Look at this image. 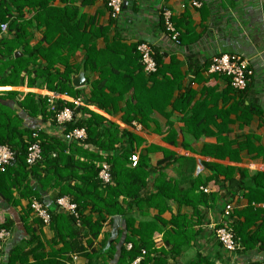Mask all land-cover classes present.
Instances as JSON below:
<instances>
[{
    "label": "crops",
    "instance_id": "0c3cea01",
    "mask_svg": "<svg viewBox=\"0 0 264 264\" xmlns=\"http://www.w3.org/2000/svg\"><path fill=\"white\" fill-rule=\"evenodd\" d=\"M125 1L122 14L117 19L111 16L106 0H51L50 4L58 8L69 7L73 16L94 18L97 26L105 27L106 34L97 36L94 45L97 51L103 52L102 58L108 57L111 50L119 54L120 61L117 63L122 67L121 72L138 75V61L129 55L128 48L139 42L149 43L162 62L157 75L160 83L148 81L145 86L139 82L130 85L128 91L114 94L118 95L120 109L109 114L84 101L90 96L92 82L101 75L90 63L85 65L88 50L81 47L72 57L79 69L72 78L84 72L87 79L86 85L80 87L84 93V107L102 114L121 131L128 130L142 138L135 153L138 156L146 154L151 169L143 195L155 192L156 185L160 186L166 180L179 185L180 191L177 187L167 189L168 195L159 197L154 205L135 208V227L142 221L157 217L166 221L163 224L157 220L161 229L155 230L152 235L156 248H166L164 231L173 227L178 229L172 221L179 219L181 229L192 234V239L180 255L168 259L169 264H192L201 256L214 264H233L238 260L264 264V242L258 241L252 248H245L239 237L241 249L229 252L221 245L214 230L222 221L224 206L230 202L239 228L246 230L249 227L248 231L253 230L264 238V202L253 203V213L259 212V217L254 224L249 220L246 223V217L240 212L250 208L249 188H240L238 184L230 187L229 181V177L237 182L244 180L243 183L252 188L255 186L253 178L259 173L264 174V0ZM194 1L201 2V5L194 6ZM161 8L172 11L173 21L181 34L180 44H176L164 30L159 15ZM24 11L27 19L34 14L28 7ZM45 28V25L38 27L36 24L29 28L32 33L29 35L30 46L43 38ZM86 29L89 31V26ZM16 52L20 53L18 57L24 54L23 48ZM220 53L240 54L248 59L253 75L245 90L237 91L228 77L208 72L212 57ZM121 59H126L127 64ZM39 63L46 65L47 62L39 59ZM56 66L64 69L62 64ZM28 79L25 76V82L19 85H0V101L22 118L24 127H37L50 135L63 137V132L51 119L43 120L41 115L32 117L18 106V101L26 93L43 95L48 91L39 83L28 85ZM124 88H127L126 84ZM13 90L19 93L16 98H1L5 91ZM135 93L143 99L144 106L148 105L151 109L148 112L145 108L148 112L145 125L133 121L141 128L124 120L125 110L137 103ZM165 156H171L172 162L160 169L158 163ZM36 183L32 180V184ZM53 183L41 191L43 204L49 208L57 207L59 187ZM33 199L36 198L23 199L19 205H11L0 198V223L12 222L11 236L5 246L7 253L15 246L26 244L35 235L36 238L25 245V250L41 252L46 262L54 257L62 261L70 257L68 264H120V247L124 244L127 231L114 243L117 248L115 254L106 251L91 262L89 258L72 252L59 257L56 252L63 243H56V231L52 225L42 223L31 209ZM63 213L70 216L67 210ZM113 217L112 222L108 218L99 237L93 241L96 250L108 248L123 228L124 218L121 217L120 227L114 235ZM60 226L66 228L64 224ZM66 232L70 231L66 229ZM84 244L87 245L86 238ZM126 245L130 249L131 243ZM141 257H137L132 264L140 263ZM2 260H5L4 257L0 264ZM34 260V256L29 255V261L33 263Z\"/></svg>",
    "mask_w": 264,
    "mask_h": 264
},
{
    "label": "trees",
    "instance_id": "16d2710c",
    "mask_svg": "<svg viewBox=\"0 0 264 264\" xmlns=\"http://www.w3.org/2000/svg\"><path fill=\"white\" fill-rule=\"evenodd\" d=\"M50 1L0 0V24L8 23V32L0 36L1 86L23 84L25 76H28L30 86H36L39 83L48 91L73 98L82 97L84 94L82 89L75 88L72 84V75L79 70L76 63L72 61V57L81 47L86 48L89 53L85 59V65L90 63L94 70H99L101 73L100 77L92 82L90 96L84 101L109 114L120 109L118 95L114 94L128 91L130 85L134 86L139 82L144 83L145 86L148 81L160 83L157 81V75L162 62L158 59L156 52L157 71L147 74L143 70L138 46L146 42H139L128 48L129 55L138 61L136 69L138 75H133L128 71L121 72L122 67L117 63L120 61L119 54L111 50L108 57L102 58L103 52L97 51L94 45L97 36L106 34L105 27L97 26L94 18L85 15L77 17L76 14L73 16L69 7L58 8L52 6ZM62 1L67 2V0ZM27 7L34 12L29 19L25 17L24 10ZM112 17L113 19L119 18ZM160 17L163 28L166 30L163 15L160 14ZM34 24L38 27L45 25L46 28L43 38L34 46H30L29 35L32 33L29 28ZM88 26L89 31L86 29ZM175 28L180 33L177 25ZM179 40L182 42L181 34ZM19 48H23L24 54L21 57H15V52ZM98 55L99 59H97ZM39 59L47 62L46 65H41ZM121 61L127 64L126 59H121ZM58 64L64 65V69L58 68L56 66ZM30 66L33 67L29 69ZM32 73L34 74L33 79L31 78ZM125 84L127 88H124ZM18 94L15 90L5 91L1 98H16ZM134 98L137 103L125 110L124 120L130 125L134 120L145 125L146 115L151 109L148 105H146L148 108L144 106L143 99L137 93L134 94ZM18 106L30 116L41 115L43 120L51 119L56 125L57 111L65 106L71 107L75 114H78L73 120L65 123L61 130L63 132V137H61L50 135L37 127H24L22 118L0 101V145L10 146L16 155L12 163L3 170L0 169V198L11 205H19L21 200L32 198L43 203L44 198L41 191L54 182L53 185L59 187L56 199L68 195L70 201L77 205L75 213L77 216L72 213L70 216L65 215L64 210L60 209L58 204L56 208L47 207L51 213L50 224L56 231V243H63V246L56 252L59 257L66 252H72L89 258L91 262L92 259H98L106 251H112V254H115L117 248L113 245L119 241L120 237L122 238L123 234H126V231V237L123 238L124 244L120 247V264H132L139 256L142 257L138 264H169V258L180 255L189 246L192 234L189 235V232L181 229L182 224L179 219L172 221L178 229L173 227V229L164 231L166 248H156L152 239L154 231L161 229L157 220L163 224H166V221L157 217L151 221H142L138 227H135L136 218L133 216L135 208L142 209L143 206L154 205L159 197L168 195L166 194L167 189L177 187L180 191L178 184L166 180L160 186L156 185L155 192L143 195L151 169L146 154L140 155L136 166H132L131 156L142 143V138L138 134L128 130L121 131L115 123L108 121L102 114L84 107L85 105L76 106L69 100L59 98L56 101V109L52 110L49 108L46 95L28 92L23 99L18 101ZM81 128L86 130L87 137L70 136L72 131ZM35 131L38 132L41 140L42 158L31 165L27 162V154L34 140ZM103 161L110 164L111 183H103L99 178ZM171 162V156H165L158 163V168L162 169ZM243 175L245 178V174ZM160 176L162 179L165 178L162 173ZM263 179V173L257 174L253 178L255 186L251 188L243 183L244 180L237 182L229 177L230 187L238 184L240 188H249L250 193L247 196L250 208L240 212L246 217V223L249 220L251 224H254L259 217V212L253 213V203L264 202ZM32 180H36L37 185L32 184ZM87 210L90 212L86 213ZM115 215L124 218L123 228L118 231L117 238L110 242L108 248L96 250L93 248V241L99 237L108 218L110 217V222H112V217ZM232 215L234 216V212ZM38 218L45 224L42 218ZM62 223L66 228H61ZM11 225L10 220L0 223V229L5 228L11 231ZM233 228L245 248H252L258 241L264 242V238L258 233L253 230L248 231L249 227L246 230L239 228L235 216ZM66 229L70 232H66ZM35 238L36 236L32 235L26 244ZM84 238L87 239V245L84 244ZM127 243H131L130 249L127 248ZM26 244L15 246L8 253L4 247L2 254L5 260H2L1 264H17L18 262L21 264H68L67 262L70 261V257L63 261L54 257L46 262L45 255L41 252L36 253L35 249L26 251ZM89 248L90 252H88ZM40 249L41 247L38 248ZM143 250H145L144 253ZM29 255L34 256L33 263L29 261ZM192 264L214 263L205 256H201L200 260Z\"/></svg>",
    "mask_w": 264,
    "mask_h": 264
},
{
    "label": "built area",
    "instance_id": "2783aa9c",
    "mask_svg": "<svg viewBox=\"0 0 264 264\" xmlns=\"http://www.w3.org/2000/svg\"><path fill=\"white\" fill-rule=\"evenodd\" d=\"M125 0H106L107 7L114 17H119L123 10ZM194 6L199 7L201 2L194 1L192 2ZM162 14L164 18V23L166 27V33L171 37V39L176 43L180 44V33L176 30L174 22L172 20V11L167 8L159 9V15ZM1 34L8 32V23L0 24ZM138 50L141 54L140 61L143 65V70L147 74L155 73L157 71V61L155 58V51L148 43H141L138 46ZM208 72L212 74L224 75L229 78L230 84L233 89L237 91H243L247 88L249 82L251 81L253 70L250 68V63L247 58L243 57L240 54H229V53H220L212 57L210 65L208 67ZM43 95L48 97L49 108L52 110L56 109V101L60 99L69 100L73 102L76 106L84 105L82 97L70 98L55 93L52 91H47ZM78 115L75 114V111L71 107L65 106L63 109L57 111L55 116V121L57 126L63 130L65 123L74 119ZM134 126L141 128L138 123H133ZM71 137L75 138H85L87 137V132L84 128L76 129L71 132ZM34 140L28 148L27 162L29 164H35L42 158V148L41 140L38 135V132L33 133ZM16 158L15 152L8 145H0V169L3 170L7 165L12 163ZM139 160L137 153L131 156L132 166H136ZM99 178L103 183H111V167L110 164L106 161L101 163V170L99 172ZM205 191H208L207 187L203 188ZM57 204L61 209L67 210L72 214L76 213L77 205L70 201L69 197H60L57 199ZM31 208L34 213L42 218L45 224H49L51 221V213L38 199H33L31 201ZM233 204L228 202L223 208V218L222 221L215 230V235L221 245L230 252H236L238 249H241L242 244L239 237L236 236L233 228ZM76 215V214H75ZM77 216V215H76ZM11 236V231L2 228L0 229V258L3 257V250L5 244ZM131 247V245H129ZM233 264H252L249 262L235 261Z\"/></svg>",
    "mask_w": 264,
    "mask_h": 264
},
{
    "label": "water",
    "instance_id": "95a60500",
    "mask_svg": "<svg viewBox=\"0 0 264 264\" xmlns=\"http://www.w3.org/2000/svg\"><path fill=\"white\" fill-rule=\"evenodd\" d=\"M125 2H124V4H125ZM19 54H20L19 52H16L15 56L18 57ZM86 82H87V79H86V76H85L84 72H80L78 75H75L72 78V84L75 87H77V88L85 86ZM113 219H114L113 230H114V235H116L117 231H118V229L120 227V224H121V216L116 215V216L113 217Z\"/></svg>",
    "mask_w": 264,
    "mask_h": 264
}]
</instances>
